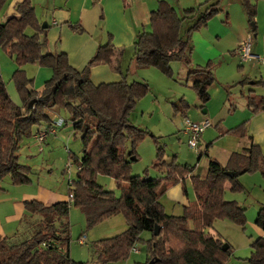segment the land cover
I'll return each instance as SVG.
<instances>
[{"label": "trees", "instance_id": "16d2710c", "mask_svg": "<svg viewBox=\"0 0 264 264\" xmlns=\"http://www.w3.org/2000/svg\"><path fill=\"white\" fill-rule=\"evenodd\" d=\"M6 1L0 0V12ZM238 1L248 23L255 25L259 0ZM15 11L18 18L0 21V47L17 66L11 81L21 106L11 100L6 84L0 79V185L7 176L13 186L31 183L32 168L20 164L18 153L26 138H31L40 126L51 123L52 112L68 114L74 134H79L81 157L68 154L80 167L68 192L73 196L71 203L44 206L36 201L24 202L25 214L37 216L39 220L21 242L13 243L0 235V264H77L70 258L71 207L82 212L87 230L116 215L124 218L126 229L122 233L91 245L95 264L125 261L137 244L145 245L146 259L135 264L150 261L154 264H228L231 247L227 244L226 250L222 249L226 242L213 232L214 223L227 220L244 230L246 210L237 202L224 199L225 186L229 185L230 192L240 193L244 190L239 181L241 176L260 173L264 178L261 148L250 142L242 151L231 153L223 165L207 155L209 147H206L205 151L199 152V159L202 153L208 158L206 171L200 173L196 166L178 164L175 158L166 163L164 149L158 139L151 136L156 145L152 168L161 176L149 178L147 170L143 176H131V158L138 159L136 149L147 132L134 126L130 115L149 93L148 85L128 82L125 76L118 82L94 85L90 81L92 67L105 64L113 72L120 71L121 51L114 48L111 38L99 46L83 70L78 71L70 66L65 54L42 53L46 30L39 23L31 0L16 4ZM220 12V0H208L182 13L168 2L159 1L150 13V30L140 32L133 44L135 67L154 68L171 77V65L183 64L187 68L186 81L196 94L201 109H205L210 101L209 88L215 81L214 63L209 60L204 66L192 65L191 35L207 27ZM71 27L83 33L79 26ZM27 29L33 34L27 35ZM27 64H37L52 71V77L40 92L34 90L33 79L22 69ZM240 85L243 86V82ZM253 85H264V81ZM39 97L47 99L36 101L28 108L30 101ZM243 98L249 112L264 113L263 96L250 90ZM172 108L175 114L186 118L189 104L181 98L172 104ZM247 125L248 121H245L226 130L224 135L250 139ZM100 175L114 180L120 189L118 197L97 182ZM186 180L191 182L195 199L183 206L181 215L167 214L160 199L177 185L187 196ZM2 190L0 186V192ZM254 224L264 232V205L258 210ZM156 226L159 227L157 236L154 235ZM143 232L150 233L147 240L141 239ZM250 248V256L243 264H264V237L252 240Z\"/></svg>", "mask_w": 264, "mask_h": 264}, {"label": "rangeland", "instance_id": "374dc122", "mask_svg": "<svg viewBox=\"0 0 264 264\" xmlns=\"http://www.w3.org/2000/svg\"><path fill=\"white\" fill-rule=\"evenodd\" d=\"M195 1L196 4H194ZM207 1L208 0H186L185 4L187 5V2H189L187 6L197 8ZM174 4L177 6L178 13H182L183 8L178 0H174ZM220 9L221 12L208 22V29L205 27L191 35V46L193 50L191 61L194 60L200 66L206 65L208 61H204V56L213 48H217L219 41L216 38L225 36L226 30L224 27H227L228 24L232 27L230 31H234L235 34H245V36L248 35L250 37L251 54L264 57V1L259 0L256 3L257 15L254 21V31L252 30L251 23H248L247 16L238 0H220ZM185 26L187 27L188 25L186 24ZM31 31V29H27L28 33H31ZM225 40V37L222 38L219 44L227 50L229 44L224 45ZM214 43L216 47H214ZM126 53V61L133 60V48H129ZM194 61L193 64H195ZM213 63L214 66L212 71L215 81L210 90L212 100L209 103V107L212 111L219 110L223 106V103L225 108H230L232 106L241 109L240 104H242V98L247 94L249 88L252 89L256 95L264 97V85L249 86L250 82L264 81L263 68L260 67L257 60L242 63L240 62L238 53L235 54V50L232 49L216 57ZM36 67L42 68L37 64H27L22 67L27 77L33 79V87L36 78V75H34ZM16 68L17 66L14 59L10 58L0 47V71L2 69L3 82L6 84V90L11 100L15 104L21 106L20 98L11 81V75ZM171 68V77L163 75L154 68H134L127 74L126 80L128 82H144L149 88V93L137 103L134 112L130 115V122L137 128L147 132L145 138L136 149L138 159L131 164V176H143L145 170L148 171L149 178L161 176L160 172L152 168V163L155 161L156 157V145L151 136L158 139L160 147L164 149L166 161H170V159L176 157V162L178 164L196 166L200 173L206 171L208 163L207 156L202 153V157L199 159L197 149H191L187 144V136L183 135L185 119L195 122L198 118L202 117L201 113L204 109H201V104L197 100L196 94L186 81L185 74L187 68L181 63H174L171 65ZM36 79L38 81V78ZM39 80L42 79L39 78ZM242 82L243 86L240 85ZM41 90L42 89H40V91ZM240 91L243 92V95H240ZM181 98H184L189 104L186 118L179 113L175 114L172 108V104ZM57 117H62L67 121V126H64L62 129H65V133H70L69 136L63 140L56 141L54 144L52 143L51 148L48 150L45 143L42 151H39L32 137L26 138L22 143L18 155L20 164L30 166L34 169L33 173L42 172V178L46 179L48 187L55 186V188L59 189V192H63L67 186L68 180V175L64 172L69 160L68 149L71 154H74L76 157H81V144L79 134H72V124L69 122L68 114L64 111H59V115H55V118ZM219 125L221 129L225 127L222 122H220ZM208 131L209 134L216 132L214 128H209ZM206 142L208 143L209 141ZM226 143L227 140L224 141L222 146L212 145L213 148H208L209 151L207 155L217 161L223 160L221 148L223 145H226ZM204 147H206V145L203 144L199 151L203 152ZM222 162L223 161H221V164ZM76 172V166L73 165L71 180L75 179ZM33 177L36 178V175ZM239 181L244 188L243 192L233 193L230 192L229 189L225 190L224 199L226 201H235L245 208L246 219H255L258 210L264 205V178L260 173H254L241 176ZM97 182L105 190L113 192L116 197L120 195V189L110 177L100 175L97 177ZM0 186L4 190V193L12 189L13 185L10 182L9 176L3 179ZM185 186L189 197L195 199L189 180H186ZM2 195L3 194L0 196ZM182 195L183 194H181V197ZM185 198H187V196H184L183 199ZM183 199L179 200L174 192H170L168 194L165 193L160 199V202L164 206L167 214L179 216L183 212ZM112 218L120 219L118 221H121V223L124 219L121 215H116L111 217V219ZM110 221L113 220L103 221L87 230L85 228V218L82 212L79 209L71 207L69 212V222L71 225L70 247L80 249L77 245V240H79L82 233H84L83 236L89 237L87 243L90 245L97 239L109 238L118 234L120 225H118V223H115V225L110 224ZM190 225L191 224H189V226ZM213 232L219 234L226 244L231 247V255L228 264H243V260L250 256V242L254 239L248 238L240 227L227 220H217L214 223ZM149 237L150 233L148 232H143L141 234L142 240H147ZM20 238H23V235L20 236ZM14 241L21 242L22 239L17 238L11 240V242ZM136 247L141 250V255L144 257L146 255L145 245L137 244ZM83 248L87 247L83 246L82 249ZM93 264H95V262Z\"/></svg>", "mask_w": 264, "mask_h": 264}, {"label": "crops", "instance_id": "0c3cea01", "mask_svg": "<svg viewBox=\"0 0 264 264\" xmlns=\"http://www.w3.org/2000/svg\"><path fill=\"white\" fill-rule=\"evenodd\" d=\"M21 1L23 0H7L1 9L0 21L5 22L12 17L18 18L15 5ZM159 1H166L177 10L174 0H31L39 23L42 25V28L44 25L43 29L46 30L45 44L42 47V53H63L67 56L70 66L75 70L81 71L97 48L106 44L109 38H111V43L114 48H116L117 51H121L119 62L120 71L113 72L108 65L99 64L91 68L90 81L94 85L118 82L123 76L127 77V74L134 68L136 69L132 59L126 61V51L131 47L133 48V44L140 32L150 30V13L157 8ZM178 2L183 8V11L191 8L187 6L189 2H187V5L185 4L186 0H178ZM194 4H196V1ZM72 25L82 28L83 33L73 30L71 27ZM208 28L209 26L206 29ZM231 28L229 24L227 27H224L226 30L224 45L229 44V48L225 50V48L219 44L224 37H217L216 39L219 41L217 48L210 50L206 56H204V61H213L223 52L232 49L235 50L236 54L239 51L240 45L250 39L248 35L235 34L234 31H230ZM26 34L31 35L33 31L28 33L26 30ZM42 38L41 36V39ZM214 47H216V44ZM193 61V66L199 65L195 61V64H193ZM1 71L0 79L3 80ZM34 75L38 78V81L36 78L34 80V90L39 92L44 83L52 77V71L48 68L36 67ZM39 78L42 80H39ZM253 83L254 82H250L249 86H253ZM212 86L213 84L209 88L210 101L212 100V95L210 93ZM250 90L252 89L249 88L248 91ZM240 95H243L242 91H240ZM210 101L207 103L206 109H204L206 112L203 113L202 111V117L195 121H210V126L203 132L199 140V148L197 149L198 158L199 150L203 144L206 145V147L213 148L214 145L222 146L226 140V145H223L221 148L223 153V160H221L223 161L222 164L226 163L231 153L242 151L249 146L250 142L259 146L264 156V113L259 112L257 114H252L249 112L245 107L244 98H242V104H240L241 109L232 106L230 108H225L223 103V106L219 110L212 111L209 107ZM57 114L59 115V112H52L50 116L54 119ZM245 121H248L247 136L250 139H238L236 137L224 135L226 130L235 128ZM220 122L224 123L225 126L222 129L219 125ZM46 127L47 125H42L39 129H45ZM209 128H214L216 132L209 134ZM69 134L70 133H65V129H60L56 135L49 136L46 142L47 150L51 148L52 143L54 144L56 141L63 140L69 136ZM72 134L74 135V132H72ZM183 135H185L184 132ZM206 141L209 142L207 143ZM206 147H204V151ZM206 151L208 153L209 149ZM173 158L177 159L176 157ZM172 159L166 161L164 157L166 163H170ZM221 161L219 162L221 163ZM33 171L34 169H32L30 184L13 186L11 190L5 191V193L4 190L0 192V195L3 194L0 196V235L2 237H7L10 242L17 238L23 240L25 237L29 236L32 227L39 220L37 216L25 214L24 202L36 201L44 206H50L58 202L68 201V192L70 189L68 180L65 190L59 192V189L55 188V186H47L48 182L46 179L42 178V172H35V174ZM34 175H36V178L33 177ZM225 189H229L228 184L225 186ZM170 192H174L179 200L184 198L183 195L181 197L182 193L180 186L172 187L166 194ZM188 197L189 195L187 192V198L183 199L184 202H182L183 206H186L189 201L194 200ZM108 220H113L110 221V224L115 225V223H118V225H120L118 234L126 229L124 219H121L122 223L118 221L120 219L110 218ZM254 221L255 219H247L243 230L246 236L250 239L264 237V232L254 224ZM22 235L23 238H20ZM88 239L89 237L86 236L79 237L77 245L80 249L70 247V258L73 262L77 264H93L96 261V256L90 247L94 242L98 241V239L93 241L91 245L87 243L89 241ZM83 246L87 248L82 249ZM132 249L134 251L131 250L128 259L117 264H135L145 261L146 255L142 257L140 249L136 246Z\"/></svg>", "mask_w": 264, "mask_h": 264}, {"label": "built area", "instance_id": "2783aa9c", "mask_svg": "<svg viewBox=\"0 0 264 264\" xmlns=\"http://www.w3.org/2000/svg\"><path fill=\"white\" fill-rule=\"evenodd\" d=\"M240 62L246 63L252 60H257L260 66L263 68V76H264V57H259L251 54V40L248 39L239 47L238 51ZM67 125V121L62 117H57L52 119L51 123L45 129H39L33 136L32 139L34 144L37 145L39 151H42L43 146L47 142L49 136L56 135L58 130L62 129ZM210 126L209 120H202L200 122H191L185 119L184 124V134L188 137L187 144L191 149H197L199 145V140L203 132ZM68 150V154H69ZM69 158V157H68ZM73 165L76 166V171L80 170V167L76 165L70 158L68 163L66 164L64 172L68 175V184L71 188L73 185L72 177V168ZM73 199L72 194L68 195V203L70 204ZM82 241V240H81ZM132 251H134L132 249Z\"/></svg>", "mask_w": 264, "mask_h": 264}, {"label": "water", "instance_id": "95a60500", "mask_svg": "<svg viewBox=\"0 0 264 264\" xmlns=\"http://www.w3.org/2000/svg\"><path fill=\"white\" fill-rule=\"evenodd\" d=\"M255 25L253 23H251V27H254ZM43 28H44V25H43ZM47 97H39L38 99H34L32 101H30V103L28 104V108H32L33 104L36 102V101H42V100H46ZM206 111L203 110V113H205ZM131 160L135 161V158H131ZM226 175L228 176H232V173L230 172H226ZM158 231H159V227H155V230H154V235L157 236L158 235ZM228 247V245L225 243L223 244L222 246V249L223 250H226V248ZM148 264H154V261H150Z\"/></svg>", "mask_w": 264, "mask_h": 264}]
</instances>
